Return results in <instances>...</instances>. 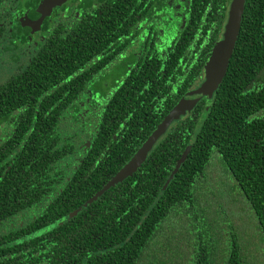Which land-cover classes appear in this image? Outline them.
Listing matches in <instances>:
<instances>
[{
    "label": "trees",
    "instance_id": "obj_1",
    "mask_svg": "<svg viewBox=\"0 0 264 264\" xmlns=\"http://www.w3.org/2000/svg\"><path fill=\"white\" fill-rule=\"evenodd\" d=\"M99 1L100 17L92 7L77 25L56 26L32 59L0 82V264H166L179 236L170 221L187 231L178 260L264 264V0H245L212 99L202 98L173 121L140 167L112 186L194 90L217 44L227 0L220 10L211 0V11H195L194 45L181 39L163 55L150 42L117 89L95 98L90 82L136 36L142 3ZM83 2L89 7L91 0ZM43 3L39 9L47 10ZM213 158L251 210L242 233L235 222L215 231L212 214L198 204Z\"/></svg>",
    "mask_w": 264,
    "mask_h": 264
},
{
    "label": "flooded vegetation",
    "instance_id": "obj_2",
    "mask_svg": "<svg viewBox=\"0 0 264 264\" xmlns=\"http://www.w3.org/2000/svg\"><path fill=\"white\" fill-rule=\"evenodd\" d=\"M2 1L3 3L0 4V48L5 52L10 51L14 53L11 55V59L16 60L13 61V63L18 62L20 59L19 54L15 53L16 50L25 52L26 49H29V47H21V43L25 45L31 43L32 46L34 40H37V42L38 40L40 41L39 45L36 48L34 47L32 51L28 50L29 52H23L22 55L26 54L27 58H25L24 63H22L14 73L19 71L21 67L25 66L32 59L56 26L63 25L64 29H69L74 24L77 25L84 14L88 13L92 7L97 10L98 17L101 16V2L99 0H91L89 7L83 0H76L75 2L67 0L60 7H53L52 9H49L43 3L47 10L39 9V3L44 2V0ZM210 1L211 0H141V7H139L141 18L137 24L139 26L136 31V36L130 35L129 46L125 47L123 50H119L112 61L105 65L97 75H94L89 86V91H92L91 88L93 89L92 96L89 97L98 98V96L102 94L101 90H106L108 93L110 92V94L115 91L124 81L125 74L132 68L134 64L133 61L140 56V53L144 51V47H148L150 42L153 47H159L163 55L167 54L181 39H187L194 45L196 40V30L195 26H193L195 11L203 10L204 14L207 10L211 11L212 4ZM126 2L128 5L129 2ZM229 3L230 0H227L225 4V19L218 39L216 40L217 43L222 39L224 26L227 21ZM29 5L32 6L30 7ZM215 5L217 9L220 10L219 7H223L221 6L222 0H218ZM4 7V11H1ZM37 8L39 10L34 12ZM60 14H62L64 20L55 22L57 16ZM186 35L187 37H185ZM5 42H8L10 47L8 45V47L4 48ZM125 58L128 60L125 72H121L119 76L113 78L114 83L112 86H103L100 80L103 77L105 78V73L108 70L112 72L113 67ZM110 75L111 73L107 76ZM203 75L204 69L193 89H196L203 81ZM96 83H99V87ZM99 92L101 93L99 94ZM89 97L88 99L85 97V99L89 101L88 104L90 103Z\"/></svg>",
    "mask_w": 264,
    "mask_h": 264
},
{
    "label": "water",
    "instance_id": "obj_3",
    "mask_svg": "<svg viewBox=\"0 0 264 264\" xmlns=\"http://www.w3.org/2000/svg\"><path fill=\"white\" fill-rule=\"evenodd\" d=\"M66 1L67 0H44V4L49 9H52L53 7H60ZM244 5L245 0H230L222 39L214 47L212 54L204 67L203 81L196 89L185 94L181 98L177 105L150 134L146 141L136 150L130 160L108 182V186H112L131 176L145 161L147 154L152 150L160 137L167 131L173 121H176L189 113L202 98L205 97L208 100L212 99L213 94L225 76L232 57L235 43L239 35ZM189 149L190 146L186 148L175 170L169 176V179L165 183L166 186L175 175L180 164L184 161Z\"/></svg>",
    "mask_w": 264,
    "mask_h": 264
},
{
    "label": "rangeland",
    "instance_id": "obj_4",
    "mask_svg": "<svg viewBox=\"0 0 264 264\" xmlns=\"http://www.w3.org/2000/svg\"><path fill=\"white\" fill-rule=\"evenodd\" d=\"M59 20H64V17L62 14L58 15L55 22H58ZM34 40L31 46V43L25 45L21 43V47L28 48L25 52L21 50H16L15 53H18L20 56V59L18 62L13 63V61H16L14 59H11V55L14 54L10 51H3L0 48V82L3 81L5 78H7L10 74L14 73L16 70H18V67L24 63L25 58H27V55L23 54L26 53L28 50L32 51L33 48L37 47L40 43L38 40ZM9 43H4V48L8 47ZM31 46V48H30ZM10 47V45H9ZM11 50V49H10ZM28 51V52H29ZM128 60L125 58L123 61L121 60L116 66L113 67L112 72L109 70L105 73V78L103 77L100 80V83L103 84V86H112L114 81L113 78L115 76H119L121 72H125L126 64ZM109 73H111L110 76H107ZM96 85L99 87V83H96ZM86 97V96H85ZM84 97V98H85ZM88 99V97H87ZM85 99V105H88V100ZM211 165V162H210ZM213 167V168H212ZM212 170L210 171V179L206 186H204V198L200 200L198 204L201 205V203H205L206 206H203L202 209L204 211H207V214H212L210 218L208 219V222L211 221V226L215 229V231L219 230V228L223 223H227L226 226H230V223L235 222L236 226L241 231H245V228L243 227L242 222L247 221V217L249 215H252L250 208L247 209V206L240 200V198L236 197L238 195V192L232 188V184H229L231 182L230 177L224 172L221 162L216 161L213 158V163L211 165ZM206 175L208 173L206 172ZM207 178V176H206ZM205 180V179H204ZM203 181V180H202ZM246 203V202H245ZM30 217V212L20 215L18 218H20L19 223H25L26 220ZM201 222L206 223L205 219H200ZM231 221V222H230ZM17 222V221H16ZM234 224V225H235ZM170 230L172 231V235H176L174 232L177 231V234L179 236L177 238H173L178 242V245H175V251L174 249L167 250L170 251L171 257L173 258H166V264H190L191 262L187 261L186 259L178 260L180 258V252L178 249H180V240L181 238H184L187 234V231H184V225L183 222L179 221H170V224H166ZM219 226V227H218ZM206 227V226H203ZM183 229V230H182ZM224 231V230H222ZM228 231V230H225ZM167 255V254H166ZM176 255H178V259H176ZM160 264H163L162 262ZM192 264V263H191Z\"/></svg>",
    "mask_w": 264,
    "mask_h": 264
}]
</instances>
